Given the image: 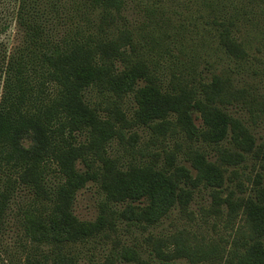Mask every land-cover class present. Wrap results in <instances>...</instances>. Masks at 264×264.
Listing matches in <instances>:
<instances>
[{
  "label": "trees",
  "instance_id": "16d2710c",
  "mask_svg": "<svg viewBox=\"0 0 264 264\" xmlns=\"http://www.w3.org/2000/svg\"><path fill=\"white\" fill-rule=\"evenodd\" d=\"M97 2L108 15L112 13L107 6L122 5V0ZM17 13L22 43L0 61V175L6 177L0 192V225L14 188L28 186L50 204L45 213L26 215L30 240L58 245L52 250L53 264H78L70 247L115 228L116 216L146 227L155 225L176 206L188 211L194 189L203 186L210 189L214 210L222 213L226 205L229 221L235 220L232 246L200 242L181 232L163 241L151 240L155 256L165 261L186 257L192 262L228 256L227 264H264V175L247 176L251 184L247 195L233 191L223 195L229 167L264 150L249 126L226 107L241 102L256 123L264 118V95L238 87L223 74L199 85L173 75L165 89L159 72L139 55L130 28L105 38L89 35L60 44L46 35L34 0H20ZM220 42L230 55L246 57V46L231 26L221 29ZM91 89L102 95L95 105L89 98ZM128 95L137 103L132 117L123 108ZM196 113L202 126L196 123ZM140 125L150 126L157 136L181 137L173 146L151 153L149 162L125 163L110 156L115 139L135 146L138 133L127 131ZM228 135L232 147L221 145ZM202 138L219 145L215 160L198 145ZM79 161L88 166L86 171L79 170ZM260 166L264 167V159ZM52 173L61 177L54 187L47 183ZM92 179L101 183L109 202H126V207L117 212L104 204L97 219L80 220L73 204L79 189ZM244 183L239 182L242 193L250 187ZM142 200L148 203L135 204ZM118 249L90 264H155L136 246L123 244Z\"/></svg>",
  "mask_w": 264,
  "mask_h": 264
},
{
  "label": "rangeland",
  "instance_id": "374dc122",
  "mask_svg": "<svg viewBox=\"0 0 264 264\" xmlns=\"http://www.w3.org/2000/svg\"><path fill=\"white\" fill-rule=\"evenodd\" d=\"M34 3L46 26V35L55 43L68 44L75 38L89 35L105 38L113 36L118 29L130 28L135 33L139 55L147 58L159 72L165 89L173 75L187 77L199 85L216 74H223L238 87L264 95V0H122L120 8L107 6L111 15L97 0H34ZM19 4L20 0H0V61L15 51L23 40V32L17 23ZM224 26H231L233 35L245 44V58L230 55L221 45L220 32ZM89 98L95 105L102 95L91 89ZM136 107L134 96L128 95L123 108L129 117L133 116ZM226 108L249 126L258 145L264 144V118L253 123L241 102ZM195 120L198 126L203 125L198 113ZM134 131L139 135L134 147L115 139L109 147V155L121 157L125 163L136 160L149 162L153 160L151 153L173 146L175 139L181 137L157 136L150 126L144 125L129 129L127 134ZM81 137L84 140L85 136ZM198 145L211 154L212 160L217 158L219 145L208 143L203 138ZM221 145L232 147L229 135L222 139ZM257 154L247 155L244 163L229 167L224 196L231 191L242 196L251 192L247 176H255L259 172L264 175V167L260 166L264 150ZM181 162L192 168L188 161L181 159ZM77 166L81 171L88 169L83 161H79ZM60 181L58 174L47 176V183L52 187ZM245 181L244 187L247 188L248 183L250 187L242 193L239 182ZM5 187L6 177L0 175V192ZM147 203V200L135 202L141 206ZM104 204L107 210L119 212L127 203L109 202L101 183L92 179L77 192L73 211L80 220L93 221L103 212ZM212 204L210 189L200 186L194 189L188 211L176 206L157 224L148 227L144 223L116 216L115 228L79 241L75 246H67L64 251L70 247L69 253L75 256L78 264L103 260L123 244L136 246L143 257L155 264H227L228 256L223 260L202 262H192L186 257L165 261L153 252L151 240L160 238L163 241L181 232L198 238L200 242H217L226 249L231 247L235 220L229 221L226 205L222 214L217 213ZM49 208L50 204L38 198L32 188L21 184L14 188L4 222L0 225V264H53L52 250L58 245L31 241L25 221L28 213L41 214Z\"/></svg>",
  "mask_w": 264,
  "mask_h": 264
}]
</instances>
